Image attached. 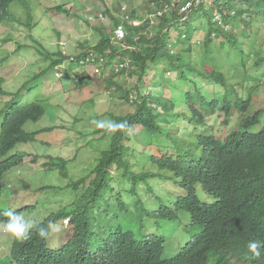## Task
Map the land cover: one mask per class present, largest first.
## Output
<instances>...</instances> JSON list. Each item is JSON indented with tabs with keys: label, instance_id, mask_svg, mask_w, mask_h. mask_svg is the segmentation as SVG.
I'll use <instances>...</instances> for the list:
<instances>
[{
	"label": "trees",
	"instance_id": "trees-1",
	"mask_svg": "<svg viewBox=\"0 0 264 264\" xmlns=\"http://www.w3.org/2000/svg\"><path fill=\"white\" fill-rule=\"evenodd\" d=\"M234 1L237 10L232 7ZM21 2L0 0V25L14 19L10 8ZM153 5L161 10L168 9L162 17L155 13L141 26L112 16L113 30L124 26V41L116 43L114 34L102 31L103 38L97 46L87 47L76 56L82 68L92 64L101 71V77L109 74L105 82V100L118 101V106H122L121 110H113L115 112L104 116L94 115L90 121H124L131 127L132 134L129 135L127 130L115 134L96 132L99 136L91 141L98 144L96 154H93L94 159L99 158L97 168L88 177L72 180L73 183L65 186L68 192L62 195L71 197V201L43 223H36L38 226H45L50 221L63 223L64 217H71V240L61 248L52 247L41 240L34 229L27 240L14 238L10 264H230L236 261L231 254L241 260L235 264H247L248 261L264 264V255L253 257L245 247L249 240L264 241V128L259 133L251 132L264 121V108L256 111L254 107L264 88V49L259 43V32L254 30L264 26V0H152L149 6ZM55 10L64 13L65 8L61 5ZM103 13L110 11L105 9ZM26 36L22 33V40ZM59 44L61 42L57 41L58 48ZM12 46L16 47L13 51L8 48L12 55L21 48H28ZM3 47L0 46V57L5 55ZM242 53L259 59L253 66L248 65L249 62L228 63ZM43 55L55 74L56 68L68 59L61 50ZM245 56L243 61L248 59V55ZM3 68L7 69V65L0 63V70ZM151 72L153 76L146 81ZM42 73L45 76L47 71ZM80 76L74 94L92 83L91 74L84 72ZM150 82L153 87L159 84L158 88H162L159 94L156 89L155 94L148 93ZM4 85L5 80L0 76V96L9 95ZM66 86L61 83L59 92ZM183 86L193 87V91L178 94L176 98L174 91ZM216 88L222 94L216 96ZM166 89L172 92L169 98L165 96ZM91 103H98L97 99ZM249 104L252 105L249 107ZM45 113L46 106L40 101L13 103L5 109L0 108L3 118L0 184L8 172L23 166L31 157L29 153L19 152L6 158L11 152L19 145L36 143L40 135L56 130V127L36 132L25 130L28 124L40 122ZM221 117L223 126L232 128L235 123L238 126L226 135L218 136L215 124L208 122L211 118L217 122ZM181 122H187L192 129L184 136H177ZM138 127L143 129L141 133ZM167 135L177 146L176 154H167L156 147L157 154L162 157L148 156L132 164L130 159L136 154L132 150L134 138L144 137L143 144L153 147ZM37 157L32 160L34 164ZM46 160L40 165L45 173L57 169L63 177H69V161L53 157ZM147 164L159 171H169L178 191L187 192L184 196L183 193L179 195L171 206L164 204L160 209L164 220L178 218L180 225L183 224L182 213L190 216L185 230L191 234V239L186 247L173 255L168 253L167 238L149 235L144 226L150 217L149 193L151 195L154 189L148 185L149 175L137 174L136 170H144ZM113 170L115 175L118 173L120 183L128 185L135 201L133 204L118 200L122 193L111 195L116 179L111 173ZM203 187L217 203L203 209L188 208L197 198L195 188L200 193ZM48 189L42 188V191ZM113 196L120 207L137 209L138 216L133 221L138 231H128L134 239L131 240L130 235L118 239L115 251L107 254L94 233L107 217L112 216ZM7 211L0 208V221L7 219L4 215ZM13 211L23 215L36 211V205ZM139 238L144 242L140 243ZM7 255L10 259L9 251Z\"/></svg>",
	"mask_w": 264,
	"mask_h": 264
},
{
	"label": "rangeland",
	"instance_id": "rangeland-1",
	"mask_svg": "<svg viewBox=\"0 0 264 264\" xmlns=\"http://www.w3.org/2000/svg\"><path fill=\"white\" fill-rule=\"evenodd\" d=\"M151 1L25 0L11 6L10 12L14 14L15 19L0 25V46L4 45L2 53L5 54L0 57V63L7 65V69L0 70V76L5 80L4 90L9 94L8 96H0V108L5 109L13 103L43 102L46 106L45 117L38 123L28 124L25 130L36 132L46 128H58L54 132L40 135L36 143L19 145L6 157L19 152L31 154L23 166L11 170L3 177L0 184V208L17 210L20 207L37 204L38 211L28 213L25 217L33 218L36 222L37 220L43 221L45 217L58 212L62 209V205L71 201V197L62 195L64 192H68L65 186L73 183L72 180L77 181L84 176L88 177L97 168L99 158L94 159L93 154H96L98 144L96 141H91L94 138V136H90L91 126L95 130L93 134L97 137L99 135L96 133L98 129L92 123L93 119L90 121V118L94 115L104 116L106 113L115 112L113 110H121L122 106H118V101L105 100L107 98L105 82L109 78V74L106 73L101 77V71L95 69L92 64L82 68L79 66L80 62L77 57L84 52L85 48L95 47L99 44L103 38L102 31L108 35L112 34L113 31L111 30L114 29L112 16L122 21L125 18L129 24L134 23L135 26H141L147 18H151L155 13L161 11L157 5L149 6ZM61 5L65 8L64 13L49 11V9ZM236 6L237 2L234 1L232 7L235 10H237ZM89 9L92 11L88 12ZM105 9L109 10L110 13H103ZM101 15L103 17L97 19ZM27 25H32V27ZM254 30L259 32L261 39L259 43L263 45L264 49V26ZM22 33L27 35L24 40H22ZM175 36L178 37V34ZM57 41L61 42L59 48L56 45ZM63 43L65 47L62 46ZM13 44L24 45L28 48H21L16 55H12L8 48L11 51L15 50L16 47H11ZM261 45L256 49L259 50ZM44 49L46 50L44 51ZM59 50L68 58L61 68H56V72H60L62 79L58 78L57 73L55 74V71L49 68V64L46 63L43 55ZM53 58L56 59L57 56ZM73 58L75 59L73 60ZM252 59L256 61L259 57L252 56ZM239 60L241 61L243 58ZM45 70L47 74L44 76L42 72ZM84 72L92 75V83L74 94L76 82L80 80V75ZM152 76L153 73L151 72L145 80H150ZM28 82L30 83L27 84ZM61 83L67 85L63 92H59ZM130 84L133 83L130 82ZM149 85L148 93L150 94H155V89L159 94L162 89L158 88L159 84L153 87L150 82ZM202 85L206 84L203 83ZM79 86L81 85L79 84ZM151 87H153L152 90H150ZM191 91H193V87L183 86L174 93L177 98L178 94L183 95ZM215 91L217 92L216 96L222 94V91L217 90V88ZM206 92L209 94L208 91ZM171 93V90L166 89L165 96L169 98ZM94 99H97L98 103L93 105L91 101ZM255 108L256 111L264 108V88L261 89L260 98L255 103ZM2 121L3 118L0 117V131ZM208 123L209 125L215 124V130L219 131L218 136L226 135L237 125L236 123L233 124L232 128L223 126V117L217 122L215 118H211ZM190 128L188 123L184 124V131L189 132ZM263 128L264 121L251 131L259 133ZM156 147L166 153L178 152L176 144L169 139L168 135ZM150 150L153 154L155 148ZM36 155L38 157L36 164H34L32 160L36 158ZM48 157L69 161V177H63L57 169L45 173L43 165H40L45 161L47 162L46 158ZM141 171V169L137 170V172ZM156 172L161 173L159 169H156ZM162 174L163 176L150 178L149 181V185L154 189V192L151 195L149 193L148 197V207L151 211L159 212L164 204L170 206L178 200L176 182L169 176V173ZM141 185H143L142 182ZM43 187H49V190L42 191ZM57 187H63V189L60 190ZM113 188L114 193L111 195L129 193L128 185H122L118 178L114 180ZM140 192L141 194L144 193L143 188L140 189ZM70 194L72 196L71 192ZM200 197L204 202L215 201V198L208 197L203 192L200 193ZM111 200L113 204H116V197H112ZM47 206L49 208H45ZM128 211L125 207L113 206L114 216H118L120 219L132 217ZM183 216L187 222L188 215L184 214ZM145 227L150 233L167 238L170 245L168 253L171 255L178 253V243H183L182 247H184L189 242V235L184 234L186 231H182L178 235V230L181 229L178 218L170 221L159 217H149L145 221ZM66 234L69 239L71 230L68 226L62 238H66ZM181 237L184 242L180 240ZM61 241L64 244L67 240ZM13 243L14 237L0 233V264H10ZM60 245L61 242L57 248ZM8 251L10 259H8Z\"/></svg>",
	"mask_w": 264,
	"mask_h": 264
},
{
	"label": "clouds",
	"instance_id": "clouds-1",
	"mask_svg": "<svg viewBox=\"0 0 264 264\" xmlns=\"http://www.w3.org/2000/svg\"><path fill=\"white\" fill-rule=\"evenodd\" d=\"M24 1L25 0H22V2H24ZM57 7H59V6H57ZM167 9H168L167 7H165L162 10L160 9L161 11L157 12L158 16L162 17L164 15V13L167 11ZM124 10L126 11L125 8H124ZM49 11H53V12L55 11V12L60 13V11L55 10V8H51V9H49ZM91 11L92 10H90V9L88 10V12H91ZM154 16H155V14L151 18H153ZM102 17H103V15H101V18ZM14 19H15V17H14ZM27 26L30 27V28L32 27V25H27ZM121 26L124 28L123 25H120L115 30H113V32H112V34H114V36H115V42L116 43L123 42L124 39H125V37L122 40H119L117 38V30ZM124 31H125V29H124ZM116 45H118V44H116ZM62 46L65 47L64 43L62 44ZM245 54L248 55V59H246V61H243L244 58L247 57V56H245ZM236 56H239V57L230 60L228 63L229 64H238V63H243V62H249L248 65L253 66L254 63L256 62V61H253V59H252L253 55L248 54V53H242V55L238 54ZM240 58H243V60L240 61L239 60ZM56 76L58 78H60V76H61L60 72H57ZM60 79H62V78H60ZM92 123L95 125V127L98 129V131L102 130V131L106 132L107 134H115V133H117L119 131H125V130H127V133L129 135L132 134L131 127L124 121L116 122V121H113V120H92ZM56 128H58V127H56ZM91 129H92V132H91L90 136H94L95 137L96 135L93 134L95 132V130L92 128V126H91ZM138 130H139V133H141L143 131V129L141 127H138ZM143 138L144 137H141V138L140 137H136L133 140L132 150H135L136 154H135L134 157H132L130 159L132 164L140 162L144 158H147L148 156L162 157V155L157 154L156 145H155V147L154 146L153 147H147L146 145L143 144V141H142ZM151 148H155V151H154L153 154H151V150H150ZM176 153H167V154H176ZM156 169H157L156 167H152V164H147L144 167V170H142L141 172H137V170H136V172H137V174H141L142 172L148 174L149 175V181H150V178H153V177H150L151 175L154 174L155 175L154 178H157L159 176H163L162 173H166V172L169 173V176L171 178H174L173 175L169 171L163 170V171H161V173H157ZM111 173L114 175L115 178H118L117 174L115 175V171L114 170ZM113 184H112V188H113ZM148 185H149V182H148ZM43 188H45V187H43ZM46 188H49V187H46ZM203 191H205L204 187H203ZM112 193H114V188H113ZM180 193H181V191L179 190L178 191V196L180 195ZM205 195H207V194H205ZM113 197H115V196H113ZM208 197H210V196H208ZM118 200L124 201L127 204H133L135 202L132 199L130 193H127V194H124V195L122 194V197H120ZM215 203H217L216 200L214 202H204L201 199V197L199 196V197H197L195 203L190 204L187 207L190 208V209L196 210V209L206 208L208 205L215 204ZM115 205H118V201L116 202ZM45 208H49V206H47ZM128 210L132 212V213H129V214L132 215V217H130L128 219H120L118 216H114L113 209H112V216L107 217L106 220L102 224H100L98 226L97 231L94 233V234L97 235V240L99 242H101L100 245L106 251L107 254H109L108 252H114L115 251V249H116V241L118 239H121V238L129 236V235H130L129 238L131 240L134 239V237L128 231H132L134 229H135V231H138V230H136L135 225H134V221H133L134 219L137 218L138 211L134 207H130V209H128ZM148 210H149V207H148ZM37 211L38 210H37V204H36V211L29 212V213H35ZM149 213H150V215H149L150 217H159V218L163 219V217H162L163 215H162V211L161 210L159 212L158 211L149 210ZM26 214H28V213H26ZM26 214L22 215V214L17 213L16 211L11 210V209L8 210L7 212H5L4 215L7 217V219L5 221H0V233L8 234V235L14 237L16 240L24 241V240H27V239L30 238V235H31L32 231L35 229L37 236L41 240L50 243V245L52 247H57L60 244V242H61V245H60L59 248H61L62 245H64L65 243H67V242H69L71 240L72 235H73L72 230H71V224H70L71 217H64L63 218V223H58L56 221H50L45 226H38L37 224L43 223L47 219L48 216L45 217L43 221L37 220V222H36L33 218L32 219L26 218L25 217ZM184 214H187V213H182L180 215V219L183 220V224H181V227H187V225H188V222L185 221L186 219L183 216ZM187 215H188V217H190L189 214H187ZM67 226L71 230V237L69 239H68V235L67 234H66L67 235L66 238H62V236L66 232ZM148 234L151 235L152 233H150L148 231ZM61 240H67V241L63 244ZM139 241H140V243L144 242L140 238H139ZM245 247H246L247 253L251 254L253 257L259 258L262 255H264V241L249 240ZM231 255H232L233 258H236V261H238V262L241 261L237 257H235V254H231ZM236 261H235V263H236ZM235 263H234V261H232L230 264H235ZM247 264H250L249 261L247 262Z\"/></svg>",
	"mask_w": 264,
	"mask_h": 264
},
{
	"label": "bare ground",
	"instance_id": "bare-ground-1",
	"mask_svg": "<svg viewBox=\"0 0 264 264\" xmlns=\"http://www.w3.org/2000/svg\"><path fill=\"white\" fill-rule=\"evenodd\" d=\"M248 104V103H247ZM252 105V104H251ZM250 104H249V107L251 106ZM244 106V105H243ZM253 107V106H252ZM255 107V106H254ZM254 110V109H253ZM182 123V122H181ZM187 123V122H186ZM186 123H182V128H180V130L178 131V136H184L185 134H187V133H189L190 132V130L192 129V126H190L191 128L189 129V132H187V131H184V124H186ZM238 126V125H237ZM243 131H244V129H243ZM252 132V131H251ZM203 190V189H202ZM181 191V190H180ZM195 191H196V196L197 197H199L200 196V193H198L199 191H197L196 190V188H195ZM183 193V196L184 195H186L187 194V192L184 190V192L183 191H181V193H180V195ZM203 193L204 194H206L204 191H203ZM197 199V198H196ZM196 202V200L193 202V203H195ZM193 203H191V204H193ZM190 205V204H189ZM185 228H187V227H181V229H179L178 230V235L182 232V231H186L185 230ZM188 234L189 235V241H190V239H191V234L190 233H188V232H185L184 234ZM180 240L181 241H183L184 242V239L181 237L180 238ZM182 245H183V243H181V244H179L178 243V250L180 249V248H184V247H186V246H184V247H182Z\"/></svg>",
	"mask_w": 264,
	"mask_h": 264
},
{
	"label": "built area",
	"instance_id": "built-area-1",
	"mask_svg": "<svg viewBox=\"0 0 264 264\" xmlns=\"http://www.w3.org/2000/svg\"><path fill=\"white\" fill-rule=\"evenodd\" d=\"M124 37H125V31H124V28L121 26L117 30V38L119 40H122Z\"/></svg>",
	"mask_w": 264,
	"mask_h": 264
}]
</instances>
